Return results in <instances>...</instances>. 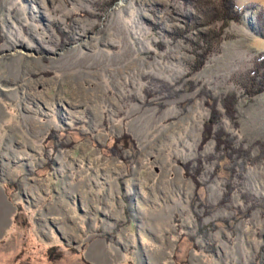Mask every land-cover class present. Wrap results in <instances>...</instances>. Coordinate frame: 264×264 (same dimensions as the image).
Instances as JSON below:
<instances>
[{
  "label": "rangeland",
  "instance_id": "rangeland-1",
  "mask_svg": "<svg viewBox=\"0 0 264 264\" xmlns=\"http://www.w3.org/2000/svg\"><path fill=\"white\" fill-rule=\"evenodd\" d=\"M233 6L0 0V264H264V0Z\"/></svg>",
  "mask_w": 264,
  "mask_h": 264
},
{
  "label": "trees",
  "instance_id": "trees-1",
  "mask_svg": "<svg viewBox=\"0 0 264 264\" xmlns=\"http://www.w3.org/2000/svg\"><path fill=\"white\" fill-rule=\"evenodd\" d=\"M184 1L185 2L192 1L196 5V14L193 17L194 19L193 26L204 24L206 22L208 23L211 21H215L216 19H220V18H222L224 21L228 18L235 19L237 21L240 20V12L238 11V9L234 8L233 0H219L217 7H214V6L210 7L211 2L209 0H184ZM211 12L213 13L212 15L209 14ZM202 15L204 16L203 19L201 18ZM222 26L218 30L210 29L208 31L199 32V38L202 41V43L205 44L201 53L198 54V57H200L201 60L205 58L207 54L217 49L216 47H218L217 45L221 40ZM263 61H264V53L259 55V58L256 59L255 63H258V66L261 67ZM201 64H202V61L198 59L197 61L194 62V65H192V69L195 70L199 68ZM257 70L258 69L253 68V72ZM261 72H262L261 74L263 76V79L260 78L256 84L254 83L255 77L251 75V78H249V80L251 79L252 81L250 82L251 84L253 83L254 85H257L256 88L253 89L256 92L263 89L261 87V85L264 84V67L263 66L261 67ZM244 86L248 94H251L249 93L250 91L247 88V83H244ZM236 100H237V95H235V93H230L225 96V102H224L225 108L228 114L231 116H234L233 113L235 112ZM218 118H219V112L212 110L211 116L207 120L208 122L207 124L208 125L213 124L214 122L218 120ZM206 129H207L206 131H210L211 128L210 126H207ZM225 144L226 146L229 145V143L227 142H225Z\"/></svg>",
  "mask_w": 264,
  "mask_h": 264
},
{
  "label": "bare ground",
  "instance_id": "bare-ground-1",
  "mask_svg": "<svg viewBox=\"0 0 264 264\" xmlns=\"http://www.w3.org/2000/svg\"><path fill=\"white\" fill-rule=\"evenodd\" d=\"M263 46H264V45L261 46V44H260V47H263Z\"/></svg>",
  "mask_w": 264,
  "mask_h": 264
}]
</instances>
